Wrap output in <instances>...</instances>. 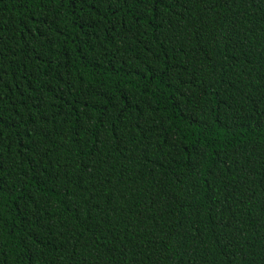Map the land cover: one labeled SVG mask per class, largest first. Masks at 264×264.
<instances>
[{
  "label": "trees",
  "instance_id": "trees-1",
  "mask_svg": "<svg viewBox=\"0 0 264 264\" xmlns=\"http://www.w3.org/2000/svg\"><path fill=\"white\" fill-rule=\"evenodd\" d=\"M0 264H264V0H0Z\"/></svg>",
  "mask_w": 264,
  "mask_h": 264
}]
</instances>
